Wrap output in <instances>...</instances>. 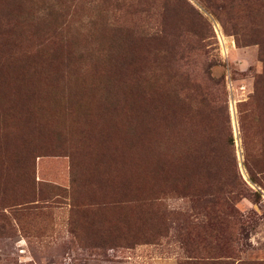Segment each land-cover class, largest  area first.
<instances>
[{
  "label": "rangeland",
  "instance_id": "rangeland-1",
  "mask_svg": "<svg viewBox=\"0 0 264 264\" xmlns=\"http://www.w3.org/2000/svg\"><path fill=\"white\" fill-rule=\"evenodd\" d=\"M0 264H264V0H0Z\"/></svg>",
  "mask_w": 264,
  "mask_h": 264
},
{
  "label": "trees",
  "instance_id": "trees-1",
  "mask_svg": "<svg viewBox=\"0 0 264 264\" xmlns=\"http://www.w3.org/2000/svg\"><path fill=\"white\" fill-rule=\"evenodd\" d=\"M173 116H174L173 114H170V116H164V119H165L166 123L169 122V121H171L172 118H173ZM168 117H169L171 120H169ZM196 150L200 151V149H199L198 147H196ZM201 155H202V156L205 155V150H204V154H201ZM171 158H172V157H169L168 160L170 161ZM205 166H206V165H205ZM162 171H163V175H164V176H171V173H172V174L175 173V170H174V166H173L172 161L168 162V163L165 165V168L162 169ZM208 171H209V170H207L206 172H208ZM209 172H211V171H209ZM183 189H185V188H182V190H183Z\"/></svg>",
  "mask_w": 264,
  "mask_h": 264
}]
</instances>
